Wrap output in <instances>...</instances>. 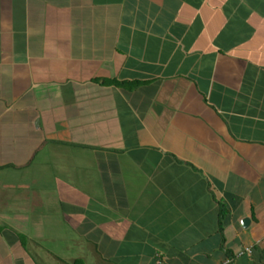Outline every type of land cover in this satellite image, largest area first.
<instances>
[{
	"label": "crops",
	"instance_id": "obj_1",
	"mask_svg": "<svg viewBox=\"0 0 264 264\" xmlns=\"http://www.w3.org/2000/svg\"><path fill=\"white\" fill-rule=\"evenodd\" d=\"M261 250L264 0H0V264Z\"/></svg>",
	"mask_w": 264,
	"mask_h": 264
},
{
	"label": "trees",
	"instance_id": "obj_2",
	"mask_svg": "<svg viewBox=\"0 0 264 264\" xmlns=\"http://www.w3.org/2000/svg\"><path fill=\"white\" fill-rule=\"evenodd\" d=\"M107 83H109V82L107 81ZM259 254H260L259 263L258 262H255V261H252V264H264V251L261 250L259 252Z\"/></svg>",
	"mask_w": 264,
	"mask_h": 264
},
{
	"label": "water",
	"instance_id": "obj_3",
	"mask_svg": "<svg viewBox=\"0 0 264 264\" xmlns=\"http://www.w3.org/2000/svg\"><path fill=\"white\" fill-rule=\"evenodd\" d=\"M249 221H250L249 218H243L241 221L242 226L246 227L248 225Z\"/></svg>",
	"mask_w": 264,
	"mask_h": 264
},
{
	"label": "built area",
	"instance_id": "obj_4",
	"mask_svg": "<svg viewBox=\"0 0 264 264\" xmlns=\"http://www.w3.org/2000/svg\"><path fill=\"white\" fill-rule=\"evenodd\" d=\"M243 253L251 254V253H252L251 248H249V247H248V248H245L244 251H242V252L240 253V255L243 254Z\"/></svg>",
	"mask_w": 264,
	"mask_h": 264
}]
</instances>
